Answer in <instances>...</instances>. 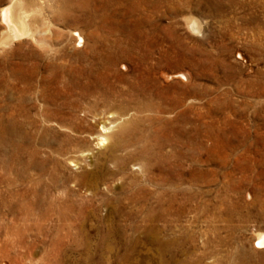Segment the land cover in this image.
<instances>
[{"label": "rangeland", "instance_id": "374dc122", "mask_svg": "<svg viewBox=\"0 0 264 264\" xmlns=\"http://www.w3.org/2000/svg\"><path fill=\"white\" fill-rule=\"evenodd\" d=\"M111 1L96 31L43 0L53 50L0 46V264H264V0ZM72 70L110 90L67 98ZM121 132L172 154L114 164Z\"/></svg>", "mask_w": 264, "mask_h": 264}, {"label": "bare ground", "instance_id": "6f19581e", "mask_svg": "<svg viewBox=\"0 0 264 264\" xmlns=\"http://www.w3.org/2000/svg\"><path fill=\"white\" fill-rule=\"evenodd\" d=\"M92 1H94V0H92ZM95 1L96 2L93 3V16H92L93 18H92V20H90V21L88 20V21L90 24H92L95 27L94 29L96 31H99L100 29L102 30L104 28V26H101V25L106 23V19L108 18L109 12H110L108 7L111 6L109 3L112 1L111 0H95ZM42 2H43V0H8V3H7L8 6L4 9H2L0 12V19H1V22L4 24L3 30H5L4 35H3V37H1V40H0V46H2V48L4 46H8L10 44H13V42L15 43V41L18 42L21 40H26V41H30V42L34 43L35 45H37L39 47H45V49H46V47H48L49 50H53L52 49L53 43L60 41L61 35L56 34L55 31H54L55 35L54 36L51 35L53 32L52 31L53 29L51 30V27H50L51 22L50 23L49 22L48 23L40 22L39 26L36 25V22H37L36 19L39 20L41 18V11L43 9L42 8L43 7ZM82 11H83L82 6L77 5L75 14L69 18H64L63 24L64 25H71V23L77 24V25L80 24L82 19H83L82 17H84ZM85 22H87V21L85 20ZM54 27H52V28H54ZM192 27H195L194 23H192ZM106 30H107V28H106ZM72 32H73V36L76 38V42L79 44L82 43L83 39H82L81 33H79L78 31H72ZM49 40L52 41L50 44H49V42H50ZM106 47H107V49H106V53H105V63L107 66H106L105 71L107 73L112 68L113 65H112L111 45H107ZM55 52H57V51H55ZM75 71L76 70L73 71L72 75H69L70 81L68 83V86L65 87V90L67 89V94H66L67 98L72 99V97L74 95L78 94L77 95L78 101H79V99L84 100V99H88L90 97L95 98V99H97V98L99 99V98H104L105 95L110 90L109 85H106L104 87L105 91L100 90V89H102L100 87L101 84H105L108 82V81H106V74L104 76L91 75L90 78L88 79V78H84L81 76L80 70L76 71V72ZM110 71H112V70H110ZM107 75H108V73H107ZM87 114L89 115L90 112H88ZM96 117L97 116L95 114H91L92 120H91V124L88 126V130L93 131L94 129H96V127L98 125H100V122L96 119ZM108 131H109V128H105L103 125H101L99 127V133L96 134L97 145H99V147L107 144ZM122 132H121V136H119V138H116L117 139L116 142H114L111 146H108V148H107L110 153H113L111 160L114 164H119L122 167L123 164H127V163H130L133 161L145 160V161L149 162L150 159L155 160L161 164V163H164L165 160H168L167 158L169 156H171V154H172V153H170L167 155L166 153H164V151H163L164 146L161 145L162 143L158 144L157 147L155 146V149H158V151L156 153L154 152L152 147L149 148L147 146H142L139 149L135 148V145H138V143H139V139H137L133 136L127 135V133L122 135ZM122 137H124L125 139ZM77 141H79V140H77ZM117 152H120L122 154L118 155V154H116ZM123 152H125V153H123ZM159 166L160 167H158V170L160 172V175L158 177H152L151 178L153 185H155L156 187H162L165 184L169 185L171 187L174 186V185H172L171 182H169V184H167V179H166L168 177L169 178L172 176L174 177V172L170 169H166L162 165H159ZM148 211H151V210H148ZM151 212H153V211H151ZM160 213H161V211H160ZM143 222H145V221H143ZM147 229H148V227H147ZM255 242H256L255 243L256 248H264V233L258 234Z\"/></svg>", "mask_w": 264, "mask_h": 264}]
</instances>
